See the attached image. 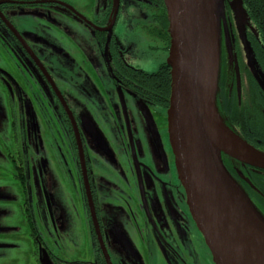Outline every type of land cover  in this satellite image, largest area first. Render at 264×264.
<instances>
[{
  "label": "flooded vegetation",
  "instance_id": "flooded-vegetation-1",
  "mask_svg": "<svg viewBox=\"0 0 264 264\" xmlns=\"http://www.w3.org/2000/svg\"><path fill=\"white\" fill-rule=\"evenodd\" d=\"M230 1L224 0L221 21L216 100L227 126L260 149L264 92L258 81L264 85V35L247 1L244 36L261 74L256 77ZM263 5L264 0H257L252 12L261 11L256 15L261 27ZM168 28L162 0H92L80 8L57 0H0V122L10 129L5 150L15 149L17 159L7 155L15 177L27 196L28 172L34 198L23 216L28 247L7 256L11 251L0 245V264H196L192 248L199 251L200 264H213L188 212L170 146L168 151L162 145L170 70L166 61L153 72L141 70L125 57L127 48L116 37L119 29L151 35L168 53ZM96 90L101 103L94 99ZM83 109L91 110L93 127L86 115L81 117ZM40 144L51 151L49 161L44 155L24 154L26 147L36 152ZM223 165L264 215V196L252 182L262 187L264 171L227 159ZM52 168L67 170L70 183L56 190ZM68 187L70 196L80 197L81 214L77 203L63 196L60 206L53 197L57 191L64 195ZM65 207L78 228L63 221Z\"/></svg>",
  "mask_w": 264,
  "mask_h": 264
},
{
  "label": "water",
  "instance_id": "water-1",
  "mask_svg": "<svg viewBox=\"0 0 264 264\" xmlns=\"http://www.w3.org/2000/svg\"><path fill=\"white\" fill-rule=\"evenodd\" d=\"M162 1L170 37L166 59L170 70L167 135L188 212L213 264H264L263 243L262 252L257 248L252 249L254 253L249 251L244 244L245 233L239 232L227 215V210H231L241 223L264 237V215L223 165L225 157L241 166L264 171V152L229 129L216 105L224 0ZM239 7L242 8L240 0L229 2L234 25L244 43L247 16L244 10L239 16ZM246 52L249 68L255 76H261L248 45ZM258 82L264 92V85ZM212 114L224 134L239 145L238 151L216 141ZM236 174L257 191L239 171Z\"/></svg>",
  "mask_w": 264,
  "mask_h": 264
},
{
  "label": "rangeland",
  "instance_id": "rangeland-1",
  "mask_svg": "<svg viewBox=\"0 0 264 264\" xmlns=\"http://www.w3.org/2000/svg\"><path fill=\"white\" fill-rule=\"evenodd\" d=\"M57 1L63 4H67V5L70 4L72 6H76L77 8H80L81 6H89L92 0H80V1L57 0ZM238 9H239L238 10L239 16L240 15L242 16L241 11L243 9L241 7H239ZM230 14L232 16V12ZM237 20H240V18L238 17ZM35 21L38 27H41V25L43 24V23L41 24L40 19H36ZM238 25H239L238 27L241 28L240 23H238ZM116 37L118 42L120 43V46L125 50L127 48V51H125V57L130 61V63L132 62L138 64V66L143 71L153 72L159 67L161 62H164L167 59L166 55H168V53H166V51L162 49L161 43L155 40L151 35L150 37L148 36L149 38H144L143 34H138V32L136 33L130 29H119L116 30ZM49 39L55 41L53 36H50ZM241 43L246 52V48H247L246 43L245 42L244 43L241 42ZM124 45L126 46V48L124 47ZM148 46L151 48L145 50L146 47ZM248 56L249 55L246 54L247 63L249 62ZM17 66L19 65L17 64ZM26 69H28L30 75L33 77L31 68L28 66L23 67V70ZM94 99H96L98 103H101L100 90H96V93L94 94ZM89 115L92 116L91 110L83 109L81 117L85 116L88 125L90 127H93L95 124L91 120V117ZM92 118L95 119L93 116ZM159 122L163 124L164 120ZM166 137L167 138L163 139L164 140L163 143L160 135V139H161L160 142L163 143L162 144L163 148L165 149L167 147L169 151L168 135ZM7 140H10V129L8 128V125H5L4 122H0V245L6 248V249L1 248L2 251H6V250L11 251L7 255L10 256L12 253L15 252V249L17 248L25 249L26 246L28 247L27 242L30 240H28L27 238L28 229L24 222L23 216L24 215L26 216L28 214L26 212V207H27L26 204L29 203L31 206V204L34 203V198L29 188L30 187L29 182L31 178L28 172H26V176H25V182L27 184V196H25L24 194L20 181H18V179L15 177L17 174H15L16 172L12 168V164L9 160L10 158H8L7 155H11L15 159L17 158L14 151L15 149L12 150L11 152H6L5 146ZM165 141L167 145L165 144ZM33 153H34V158L44 155L47 157L48 161L51 155V151L48 150L47 145H45V147H42L40 144L36 152L31 151V149L29 151L27 147L24 149V154L32 155ZM52 172L56 178V185H55L56 190L57 187L61 185H67V183H70L71 177L67 173V170H63L62 168H52ZM75 184L77 185L76 179H75ZM69 191H70V187L66 189L64 195H62V192H60L58 195L57 194L58 191L54 193L53 197L55 201L60 204V206L64 204L63 196L70 199V202L74 204V206L76 203L77 204L81 203L80 197L77 195L76 197L74 194L70 196ZM26 197L27 199L25 200ZM77 206L79 207L77 209V212L78 214H81L82 211L80 210L81 205L79 206L78 204ZM64 211H65V215H64L65 217L63 218V221L68 225L74 227L76 226V228H78V221L68 216L66 207L64 208ZM83 228L87 230V226H83ZM48 231L49 232L52 231L51 233H53V229L51 227L48 228ZM77 232L79 233V229ZM195 251L199 252L197 249L192 248V256L194 257L196 264H200V262H203V259L201 256H198ZM17 255L19 254H16V257Z\"/></svg>",
  "mask_w": 264,
  "mask_h": 264
},
{
  "label": "bare ground",
  "instance_id": "bare-ground-1",
  "mask_svg": "<svg viewBox=\"0 0 264 264\" xmlns=\"http://www.w3.org/2000/svg\"><path fill=\"white\" fill-rule=\"evenodd\" d=\"M212 122H213L212 131H213V134H214L216 141H218L221 145H224L225 147H227L233 151H238V149L240 148L239 145H237L235 143L233 138H231V137L228 138L224 134L221 126L218 124V121L215 119V117H213V114H212ZM227 215H228V219L233 224V226L239 232L245 233L246 240H245L244 244L247 247V249L251 252H253L252 249H255V248L260 250L261 249L260 244L263 243V245H264V242L259 243V241L260 240L263 241L262 239H264V237L259 235L256 231L252 230L247 225L241 223L240 220L234 214V212H232L231 210H229V209L227 210ZM262 251H263V249L260 250V252H262Z\"/></svg>",
  "mask_w": 264,
  "mask_h": 264
},
{
  "label": "trees",
  "instance_id": "trees-1",
  "mask_svg": "<svg viewBox=\"0 0 264 264\" xmlns=\"http://www.w3.org/2000/svg\"><path fill=\"white\" fill-rule=\"evenodd\" d=\"M241 1V4H242V8H243V10L245 11V13H246V16H247V20H248V18L251 16L252 17V19L256 22V24H257V27H258V29H259V31H260V33L262 34V35H264V26H260V25H258V23L257 22H261L262 23V20L260 19V18H258V17H256V15H257V13H260L261 11L260 10H257V11H255L254 13H252L253 12V9H254V5H255V3H256V1L257 0H240ZM247 1H249V2H251L253 5H252V7H251V10H250V16H249V14H248V6H247ZM264 6V5H263ZM264 9V8H263ZM246 26H247V22H246ZM245 26V27H246ZM220 53H221V46H220ZM255 60V59H254ZM167 68V71L169 72V67L167 66L166 67ZM168 76H169V73L167 74V78H168ZM217 96V95H216ZM216 105H217V109H218V112H219V108H218V104H217V100H216ZM219 114H220V116H221V113L219 112ZM222 117V116H221ZM223 119V118H222ZM224 120V119H223ZM224 122H225V120H224ZM225 124H226V122H225ZM227 125V124H226ZM228 128H229V126H227ZM229 129H231V128H229ZM232 130V129H231ZM233 131V130H232ZM234 132V131H233ZM237 134V133H236ZM238 136H240L243 140H245L247 143H249V144H251L252 146H254L255 148H257V147H259L258 145H256V143L254 142V141H248V140H246V139H244L241 135H239V134H237ZM258 149V148H257ZM259 150H262V151H264V148H260ZM223 159H226L225 157H223ZM253 182V184L256 186V187H258V189L260 190V192H262V194H263V196H264V183H263V185H262V187L261 186H259V184H257V182H255L254 180L252 181ZM251 192V191H250Z\"/></svg>",
  "mask_w": 264,
  "mask_h": 264
}]
</instances>
